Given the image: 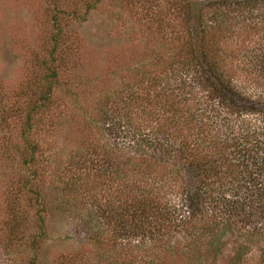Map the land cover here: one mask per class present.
I'll return each instance as SVG.
<instances>
[{
	"label": "rangeland",
	"instance_id": "obj_1",
	"mask_svg": "<svg viewBox=\"0 0 264 264\" xmlns=\"http://www.w3.org/2000/svg\"><path fill=\"white\" fill-rule=\"evenodd\" d=\"M186 28L173 0H0V264H28L33 256L38 208L29 202V188H22L34 168L25 163L29 143L39 149L33 183L51 234L38 244L36 264H189L123 241L130 213L118 201L128 187L123 173L112 182L107 171L112 141L103 125L111 115L142 114L125 108L129 93L154 97L148 81L173 57ZM53 35L60 43L50 64L57 79L50 103L38 111L33 106L47 85L43 61H51ZM262 35L259 28L236 26L210 35L226 72L246 91L264 88V80L243 67ZM177 192L171 186L161 194L174 198ZM130 212L139 218L138 209ZM94 232L101 242L87 240Z\"/></svg>",
	"mask_w": 264,
	"mask_h": 264
},
{
	"label": "trees",
	"instance_id": "obj_2",
	"mask_svg": "<svg viewBox=\"0 0 264 264\" xmlns=\"http://www.w3.org/2000/svg\"><path fill=\"white\" fill-rule=\"evenodd\" d=\"M173 6L187 28L176 38L173 57L148 81L154 97L129 93L125 108L142 114L103 121L112 141L107 171L112 182L123 173L128 187L126 198L118 201L130 213V233L123 241L189 264H264V88L255 92L236 85L210 36L232 26L259 28L264 35V0H173ZM54 21L59 36L61 22L57 16ZM58 41L53 35L51 61H43L47 85L33 106L38 111L52 99L57 73L50 64ZM252 54L243 67L255 80H264V38ZM28 113L30 131L33 114ZM27 152L25 163L34 168L22 188H29V202L38 208L28 264H36L38 244L51 234L41 190L33 183L39 149L29 143ZM171 186L178 187L174 198L161 194ZM134 209L140 211L137 220ZM86 216L93 220V214ZM87 240L99 243L101 235L90 233Z\"/></svg>",
	"mask_w": 264,
	"mask_h": 264
}]
</instances>
